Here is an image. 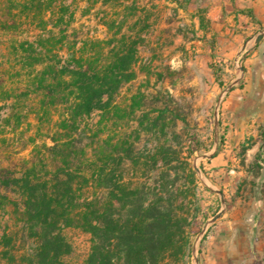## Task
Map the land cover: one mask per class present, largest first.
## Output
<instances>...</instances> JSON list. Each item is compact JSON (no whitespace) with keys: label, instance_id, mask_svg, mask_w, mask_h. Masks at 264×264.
Instances as JSON below:
<instances>
[{"label":"rangeland","instance_id":"rangeland-1","mask_svg":"<svg viewBox=\"0 0 264 264\" xmlns=\"http://www.w3.org/2000/svg\"><path fill=\"white\" fill-rule=\"evenodd\" d=\"M203 2L51 0L56 12L67 10L61 26L68 25L78 56L95 40L126 36L137 43L133 79L120 88L111 113L94 112L82 122L84 144L93 138L89 152L100 150L104 141H124L125 149L132 150V158L123 165L124 184L144 187L150 201L167 187L176 212L195 217L196 235L190 238L182 264H264V169L251 167L262 145L264 122L258 119L243 134L238 123L242 116L227 103L245 72L248 35L237 22L219 31L228 30L225 35L216 32L206 39L196 15ZM32 5L31 0H0V169L24 164L30 158L31 138L38 137L34 115H29L38 98L21 101L20 123L12 110L15 99H4L24 89L17 87L28 72L16 78L14 50L36 36L32 17L22 15ZM57 17L50 21L48 13L45 20L56 23ZM2 23L8 28L2 29ZM236 35L241 36L235 40ZM248 113L244 118L252 115ZM55 114L57 120L59 113ZM48 126L45 133L51 130ZM192 140L201 152L189 158ZM90 191L101 195L98 188ZM7 198L4 207L0 198V264H26L23 257L31 247L14 217L13 197ZM218 213L221 217L212 222ZM62 234L72 248L65 261L84 264L91 236L77 228Z\"/></svg>","mask_w":264,"mask_h":264},{"label":"trees","instance_id":"trees-1","mask_svg":"<svg viewBox=\"0 0 264 264\" xmlns=\"http://www.w3.org/2000/svg\"><path fill=\"white\" fill-rule=\"evenodd\" d=\"M31 1L32 7L24 8L22 15L32 17L30 26L36 36L14 50L19 66L16 78L22 79V72H28L17 87L23 85L24 89L4 99H15L12 110L20 123L21 101L38 98L29 113L34 115L38 137L31 138L30 158L24 164L15 170L0 169L2 205L8 196L13 197L14 217L22 223L31 247L23 262L70 264L65 258L72 248L62 232L77 228L91 236L84 264H182L190 238L196 235L195 217L176 212L171 195L166 196L171 194L167 187L163 189L165 196L155 194L150 201L144 187L124 184L123 165L132 158V150L125 149L124 141L114 145L104 141L100 150L89 152L93 138H87L85 145L81 130L82 122L94 112L110 114L120 88L133 79L137 43L126 36L90 41L85 44L89 51L78 56L68 25L61 26L67 10L56 12L51 0L46 6L39 0ZM232 5L237 9L235 0ZM239 12L254 19L251 11ZM48 13H52L50 21L58 16V22L46 21ZM196 15L199 29L207 33V8L199 7ZM5 24L2 29L8 28ZM1 92L6 93L3 88ZM57 112L59 118L54 120ZM46 125L51 130L45 133ZM260 138L262 145L251 167L264 169V128ZM191 143L189 158L201 152L195 140ZM92 188L100 189L102 196H94Z\"/></svg>","mask_w":264,"mask_h":264},{"label":"crops","instance_id":"crops-1","mask_svg":"<svg viewBox=\"0 0 264 264\" xmlns=\"http://www.w3.org/2000/svg\"><path fill=\"white\" fill-rule=\"evenodd\" d=\"M235 1L237 9L233 7L232 0H204L202 5L207 8V19L210 24L209 31L203 33V36L208 39L216 32L225 35L228 30L222 33L219 31L225 26L232 27L237 22L238 27L244 28L242 34L248 35L249 52L245 61L244 75L238 86L227 97L228 106L243 117L238 118V123L244 134L245 130L252 127L258 119L264 122V0ZM239 10L251 11L254 19L247 13H240ZM260 33H263V36L259 42H256V37ZM239 36L241 35H236L234 39ZM246 111L252 112L248 118H244Z\"/></svg>","mask_w":264,"mask_h":264},{"label":"water","instance_id":"water-1","mask_svg":"<svg viewBox=\"0 0 264 264\" xmlns=\"http://www.w3.org/2000/svg\"><path fill=\"white\" fill-rule=\"evenodd\" d=\"M262 36H263V33H260L259 35H257V37H256V42H259V41L261 40ZM220 194H221V196H222V203H224L223 195H222V193H220ZM221 215H222V213H218V214H216V215L213 217L212 222H215L217 219H219V218L221 217Z\"/></svg>","mask_w":264,"mask_h":264}]
</instances>
